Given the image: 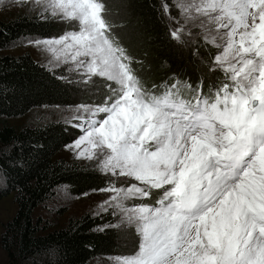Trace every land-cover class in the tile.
Returning a JSON list of instances; mask_svg holds the SVG:
<instances>
[{
	"label": "snow or ice",
	"instance_id": "1",
	"mask_svg": "<svg viewBox=\"0 0 264 264\" xmlns=\"http://www.w3.org/2000/svg\"><path fill=\"white\" fill-rule=\"evenodd\" d=\"M13 2L41 5L52 18L78 24L28 42L62 53L60 63L72 62L69 71L85 83L109 82L103 103L75 106L81 114L73 126L82 135L69 147L88 145L80 157L108 178L93 190L109 193L95 214L111 211L140 237L139 249L112 257L113 264H264V0L177 5L184 23L170 29V38L196 44L191 25L218 50L209 71L219 70L223 80L208 94L202 82L192 89L178 79L163 91L146 89L102 0ZM153 190L162 192L155 205L143 203Z\"/></svg>",
	"mask_w": 264,
	"mask_h": 264
},
{
	"label": "trees",
	"instance_id": "2",
	"mask_svg": "<svg viewBox=\"0 0 264 264\" xmlns=\"http://www.w3.org/2000/svg\"><path fill=\"white\" fill-rule=\"evenodd\" d=\"M174 1L102 0L104 13L113 15V20L105 17L108 22L123 31L133 28L130 44L121 40L132 52L135 74L142 84L149 82L151 90L160 76L159 86L173 76L183 82L194 80L195 85L201 84L197 79L201 75L208 84L223 80V76L209 71L213 53L204 43L182 45L170 38L164 5L171 9ZM66 26L56 18L38 15L0 20V49L25 37L59 36ZM217 83L209 88L214 90ZM80 95L79 86L60 70L46 67L27 53L0 55V117L23 116L37 108L73 106ZM77 135V130L62 121L0 127V174L5 181L0 199L14 192L16 203V211L0 235L6 264H89L97 256L122 251L121 232L109 227L114 225L110 211L70 217L58 227H49L47 221L34 215L57 185H68L70 193L77 196L105 185L108 178L91 164L53 160V155Z\"/></svg>",
	"mask_w": 264,
	"mask_h": 264
},
{
	"label": "rangeland",
	"instance_id": "3",
	"mask_svg": "<svg viewBox=\"0 0 264 264\" xmlns=\"http://www.w3.org/2000/svg\"><path fill=\"white\" fill-rule=\"evenodd\" d=\"M189 0H175L171 9H169L168 14H166L167 18L170 21L171 29L179 27L181 24L184 23V19L182 16V9L178 8V4H186ZM38 15L41 18H47L51 15L47 12L43 11L41 5H35L32 2L25 3V4H17L14 3L13 0H0V20H8L15 18L20 15ZM107 20H113V15L109 13H104ZM171 17V19H170ZM57 21H61L60 19L56 18ZM66 23V27L63 28L61 35L70 30H78V24L76 23H69L67 21H61ZM112 26V34L118 39L119 43L125 48L127 45L125 43L130 44L129 38L134 37L133 28H128L123 31L118 26H113L112 22H108ZM187 27L191 28V32L193 37L196 39V42L204 43L201 30L199 28L191 27L188 25ZM60 36V35H59ZM55 37H48V38H56ZM129 36V37H128ZM47 37H25L18 40L16 43L12 44L10 47L1 48L0 55L10 54V55H19L27 53L33 59L38 61L39 63L45 65L50 69H58L60 70L64 76L71 80L72 83L76 84L80 88L81 95L78 98V103L73 106H54V107H45V108H37L36 110H32L31 112L18 117H0V127L3 124L14 126V127H21L25 125H43L49 121H62L67 124L72 129L78 131V135L74 140H76L82 132L73 126V124L78 123L79 121L75 119L76 116H79V113L75 106L77 105H93V104H101L104 102V99L107 95H109V89L106 85L109 83L106 79L93 77L90 82L85 83V77L76 73L70 72L69 68L74 67L72 62L67 64H62L57 59L58 56L62 57V53H53L49 52L44 49L43 46L37 47L33 44H30L28 41L35 40V39H45ZM124 40V42L121 40ZM184 39L187 41L188 37L185 36ZM182 44V45H188ZM193 45V44H192ZM206 45V44H205ZM213 53V57L217 54V49L212 45H206ZM127 53L130 55L132 52L126 48ZM133 68V63H132ZM220 76H223V73L219 70L215 71ZM163 76H160L158 81H154L153 84L156 85V89L153 91H163V88L160 86L167 83L172 84L174 83L177 78L175 76L171 77L166 82H163L160 86L159 83L161 82ZM202 84V90L204 94L206 90L210 89V85H215L216 82H220L218 80L211 82L208 84L206 78L201 75V78H197ZM189 81H181L182 83H187L192 86V89H195L197 85L193 84L194 80L190 79ZM207 82V83H206ZM217 83V84H218ZM144 87L146 89H150L149 82H145ZM199 85V83H198ZM159 86V87H158ZM112 87H115V84H112ZM183 94L185 98L190 99L192 97V92L189 89H184ZM102 118V117H101ZM73 140V141H74ZM69 142L65 146H63L59 151H57L53 155V160L62 159L67 162H77L80 164H91L95 167L93 162H90L86 158L80 157V153L84 152L86 149L89 148L88 145H81L79 149L69 147L72 142ZM79 157V158H78ZM96 168V167H95ZM127 186L126 183L123 181H117V186ZM5 186V181L0 174V187ZM162 192L160 190H153V194L150 198H146L143 203L155 205L156 201L160 198ZM109 196V193H100L98 191H91L88 192L87 195H72L69 191V187L66 184L57 185L54 188V193L51 197L47 198L42 204H40L34 211L35 217H40L42 220L47 221L49 227H58L63 225L66 220L70 217H78L82 214H91L96 215L95 213L99 211L98 205L106 200ZM141 201H132L131 203H140ZM16 211V203L14 201V192L7 194L6 196L0 199V235L3 231V225L14 215ZM111 213V211H110ZM112 214V213H111ZM114 225H118L117 228L121 232L122 235V245L123 249L117 255L112 256H97L90 261L89 264H113L112 257L118 255H132L135 251L139 249V242L140 237L136 232L135 226H129L126 224H120V217L114 216ZM7 262V255L4 249L0 246V264H6Z\"/></svg>",
	"mask_w": 264,
	"mask_h": 264
}]
</instances>
